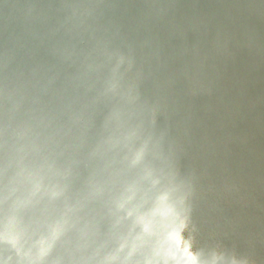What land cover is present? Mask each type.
I'll return each mask as SVG.
<instances>
[{
	"label": "clouds",
	"instance_id": "obj_1",
	"mask_svg": "<svg viewBox=\"0 0 264 264\" xmlns=\"http://www.w3.org/2000/svg\"><path fill=\"white\" fill-rule=\"evenodd\" d=\"M110 7L30 0L0 31V264H168L149 259L151 238L137 252L113 235L146 232L138 202L156 223L213 190L184 164L198 147L187 98L211 92L194 88L206 57L185 48L159 74L158 46L123 32Z\"/></svg>",
	"mask_w": 264,
	"mask_h": 264
},
{
	"label": "water",
	"instance_id": "obj_2",
	"mask_svg": "<svg viewBox=\"0 0 264 264\" xmlns=\"http://www.w3.org/2000/svg\"><path fill=\"white\" fill-rule=\"evenodd\" d=\"M107 17L132 38L158 46L159 74L176 71L174 54L197 49L205 76L187 98L188 127L197 151L184 160L212 191L185 217L163 212L154 223L138 202L145 226L116 232L134 251L152 241L149 259L192 264H264V0H105ZM30 0H0V31L26 14ZM183 83L178 88H183ZM166 238L157 244L155 241Z\"/></svg>",
	"mask_w": 264,
	"mask_h": 264
}]
</instances>
